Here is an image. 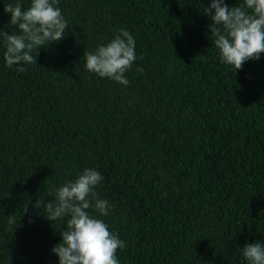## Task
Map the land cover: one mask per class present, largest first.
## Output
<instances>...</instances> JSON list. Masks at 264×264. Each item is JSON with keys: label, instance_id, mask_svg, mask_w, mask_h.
Segmentation results:
<instances>
[{"label": "trees", "instance_id": "obj_1", "mask_svg": "<svg viewBox=\"0 0 264 264\" xmlns=\"http://www.w3.org/2000/svg\"><path fill=\"white\" fill-rule=\"evenodd\" d=\"M0 264H264V0H0Z\"/></svg>", "mask_w": 264, "mask_h": 264}]
</instances>
